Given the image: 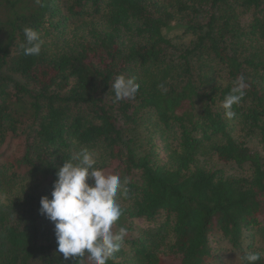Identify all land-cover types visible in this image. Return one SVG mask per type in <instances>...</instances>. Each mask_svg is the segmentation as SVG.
<instances>
[{"label":"trees","instance_id":"trees-1","mask_svg":"<svg viewBox=\"0 0 264 264\" xmlns=\"http://www.w3.org/2000/svg\"><path fill=\"white\" fill-rule=\"evenodd\" d=\"M25 28L38 56L19 50ZM121 74L139 89L116 102ZM81 148L121 179L127 234L107 264H210L214 234L264 264V0H0V264H93L65 260L40 213Z\"/></svg>","mask_w":264,"mask_h":264},{"label":"clouds","instance_id":"clouds-1","mask_svg":"<svg viewBox=\"0 0 264 264\" xmlns=\"http://www.w3.org/2000/svg\"><path fill=\"white\" fill-rule=\"evenodd\" d=\"M24 42L19 50L24 56H38L42 39L37 30L24 29ZM228 95L221 102L224 117L231 120L236 115L232 110L245 96L247 84L239 76ZM116 102L134 99L139 84L133 78L121 74L111 84ZM76 143V141H74ZM94 154L88 148H81L72 160L64 161L56 171L51 199L41 197L40 213L54 224L57 251L63 258H83L87 255L93 264H107V261L119 252L127 229L120 227L113 234L112 227L122 215L116 201L118 191L122 189L118 175H105L103 169L95 167ZM94 183L90 186L87 181ZM241 264H257L260 253L248 252L241 258Z\"/></svg>","mask_w":264,"mask_h":264},{"label":"rangeland","instance_id":"rangeland-1","mask_svg":"<svg viewBox=\"0 0 264 264\" xmlns=\"http://www.w3.org/2000/svg\"><path fill=\"white\" fill-rule=\"evenodd\" d=\"M236 17L238 22L241 25L246 24L250 19V14H244L241 12L239 8L236 9ZM173 28L169 31V36L176 37L182 34V29L176 28V26H172ZM161 152H163L161 150ZM165 154L162 153L161 157H164ZM216 166L220 168H224L229 173H234V169L232 165H223L221 163H217L215 160H210L208 167ZM1 198L5 197L3 193L0 195ZM135 229H147L154 227L153 223H149L144 221L143 219L134 220ZM135 236L138 234L135 233ZM209 246L211 249L212 259L210 264H240L238 253L224 240L219 234H214L210 236ZM258 247L263 249V245L260 241H256L254 248Z\"/></svg>","mask_w":264,"mask_h":264}]
</instances>
